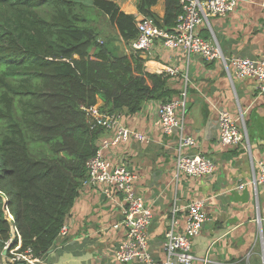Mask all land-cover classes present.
<instances>
[{"label":"trees","instance_id":"trees-1","mask_svg":"<svg viewBox=\"0 0 264 264\" xmlns=\"http://www.w3.org/2000/svg\"><path fill=\"white\" fill-rule=\"evenodd\" d=\"M158 2L138 0L137 11L170 30L180 0H164L160 18ZM92 11L125 44L136 38L134 16L112 1L0 0V259L13 228L34 257L58 237L103 133L87 109L100 102L102 114L133 115L179 97L167 73L147 70L113 39L99 42Z\"/></svg>","mask_w":264,"mask_h":264},{"label":"crops","instance_id":"crops-1","mask_svg":"<svg viewBox=\"0 0 264 264\" xmlns=\"http://www.w3.org/2000/svg\"><path fill=\"white\" fill-rule=\"evenodd\" d=\"M108 1L133 15L136 21L143 16L136 8L138 0ZM163 1L159 0L152 8L159 18L163 15ZM199 32L203 38L216 41L228 69L220 61H205L182 51L168 50L156 42L145 55L144 66L155 73L167 67L178 68L179 74L170 78L169 85L178 96H185L186 110L179 117L182 131L195 140L189 152L208 158L214 165L213 173L196 179L175 177L178 135L175 132L163 136L155 125L159 101L144 103L133 115L126 110L116 114L121 125L148 138L147 143L130 142L121 149L120 156L135 175L136 192L152 209L148 244L156 264L166 259L162 242L171 211L177 210L175 216L180 229L184 207L199 199L205 201L209 221L192 241L193 264H201L200 259L205 256L238 264H261L264 191L258 190L255 198L250 186L242 190L235 188L251 180L253 165L264 161V93H258L251 80L235 78L229 62L233 57L251 60L264 57V0H238L233 11L224 17L209 18L208 25L200 26ZM100 105L98 102L96 107ZM220 109L242 118L238 120L245 134L241 144L230 147L219 144ZM106 135L103 132L100 138ZM121 207L120 196L108 199L99 189L83 185L65 216L66 235L58 236L41 256L43 264H119L112 256L122 230L112 226L121 219Z\"/></svg>","mask_w":264,"mask_h":264},{"label":"built area","instance_id":"built-area-1","mask_svg":"<svg viewBox=\"0 0 264 264\" xmlns=\"http://www.w3.org/2000/svg\"><path fill=\"white\" fill-rule=\"evenodd\" d=\"M238 0H180L181 13L175 26L168 30L157 25L150 17L142 16L136 21L137 36L129 42V54L147 55L154 43L172 51H182L187 55L197 56L205 61H220L227 68V61L222 56L216 41L200 35L199 27L208 25L211 17H224L235 8ZM128 54V53H127ZM232 75L237 79L251 80L258 93H264V57L251 60L246 57L231 58ZM228 69V68H227ZM174 78L179 74L177 67H167L160 71ZM186 110L184 94L169 102H158L156 122L163 136L177 132L176 158L174 172L188 178H201L211 175L213 163L199 153H190L195 140L183 134V124L179 118ZM90 117L103 128L107 137L99 138L95 154L86 164V179L83 185L95 187L100 193L112 199H122L121 219L112 228L122 230V238L113 251V259L119 264L135 262L137 264H156L149 251V226L152 221V209L148 202L139 195L134 187L135 175L124 164L121 149L130 142L147 143L148 138L137 131L121 125L116 115H105L94 106L87 109ZM238 120L225 109L217 113L218 142L222 147L237 146L242 143L245 134L241 132ZM118 150V151H117ZM253 175L248 182L240 183L235 189L242 190L250 186L256 198L258 190L264 191V161L253 165ZM81 186V187H82ZM176 209L171 211L167 228L163 234L162 249L165 261L162 264H193L192 241L200 236L204 225L209 221L204 200H193L184 207L182 228H178ZM12 221V216H9ZM67 228L62 225L58 236H64ZM13 236V237H12ZM12 238L5 242L6 256L2 264H43L41 257H34L30 248L20 250V237L15 228ZM16 237V244L13 238ZM263 246V243L261 242ZM3 248V249H4ZM262 251L264 252L263 248ZM201 264H238L232 260H216L208 256L200 259ZM264 264V259H262Z\"/></svg>","mask_w":264,"mask_h":264},{"label":"rangeland","instance_id":"rangeland-1","mask_svg":"<svg viewBox=\"0 0 264 264\" xmlns=\"http://www.w3.org/2000/svg\"><path fill=\"white\" fill-rule=\"evenodd\" d=\"M91 22L90 24L94 26L99 31V38L98 41H103L107 39H113L115 46L119 49L120 52L123 54L129 53V42L125 44L115 33V31L112 29L111 25L108 22V19L101 14L98 11H92L89 12ZM258 248V245L256 246ZM260 248V259L262 264V259H264V252L262 251V248L264 250V245L262 246L261 243H259Z\"/></svg>","mask_w":264,"mask_h":264},{"label":"water","instance_id":"water-1","mask_svg":"<svg viewBox=\"0 0 264 264\" xmlns=\"http://www.w3.org/2000/svg\"><path fill=\"white\" fill-rule=\"evenodd\" d=\"M140 58L145 59V55H140ZM7 249H8V247L3 249L2 253H1V256L2 257H5L6 256Z\"/></svg>","mask_w":264,"mask_h":264}]
</instances>
